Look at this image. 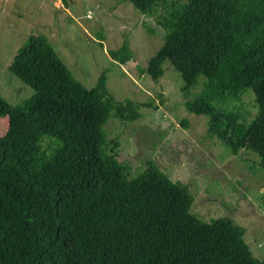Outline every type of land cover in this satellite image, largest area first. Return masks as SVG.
Here are the masks:
<instances>
[{"label":"trees","instance_id":"1","mask_svg":"<svg viewBox=\"0 0 264 264\" xmlns=\"http://www.w3.org/2000/svg\"><path fill=\"white\" fill-rule=\"evenodd\" d=\"M128 1L145 15L164 9L163 41L145 72L155 80L169 63L185 110L206 116L209 136L233 153L253 152L264 170V0ZM107 53L120 64L131 58L126 40ZM8 71L31 93L19 104L0 95V264H264L241 226L198 218L187 186L154 164L128 177L103 125L138 112L111 95L104 73L85 87L41 35ZM246 92L250 119L232 105ZM43 136L54 141L47 154Z\"/></svg>","mask_w":264,"mask_h":264},{"label":"rangeland","instance_id":"2","mask_svg":"<svg viewBox=\"0 0 264 264\" xmlns=\"http://www.w3.org/2000/svg\"><path fill=\"white\" fill-rule=\"evenodd\" d=\"M163 14L161 5L150 15L141 14L128 0H0V95L11 104L30 95L31 89L8 71L30 36H43L85 87L104 73L111 95L130 100L138 112L134 120L110 115L103 125L106 141L117 142L116 159L128 177L154 164L171 181L187 186L191 213L204 221L228 217L243 228L251 254L264 260V170L258 157L247 149L233 153L207 134V117L185 110L182 82L169 63H163L155 80L144 70L163 41L158 24ZM124 40L131 58L120 64L107 51ZM202 80L189 96L199 91ZM232 105L246 119L255 112L250 92ZM5 120L0 117V134ZM39 144L47 154L54 141L43 136Z\"/></svg>","mask_w":264,"mask_h":264}]
</instances>
